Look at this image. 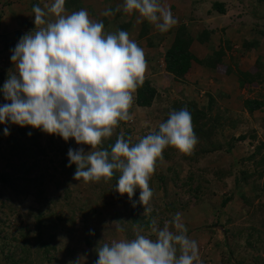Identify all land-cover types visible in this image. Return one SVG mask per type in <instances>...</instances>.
<instances>
[{
  "label": "rangeland",
  "instance_id": "374dc122",
  "mask_svg": "<svg viewBox=\"0 0 264 264\" xmlns=\"http://www.w3.org/2000/svg\"><path fill=\"white\" fill-rule=\"evenodd\" d=\"M76 1L72 0V9L66 8L68 13L84 9L90 19L103 22L105 31L123 29L144 50V81L157 90L149 108L136 107L133 98L132 120L121 122L110 138L102 140L101 147L121 134L135 144L150 131H158L179 102L206 109L211 95L216 104L210 115L217 116L219 123L212 138L223 148L197 156L205 144L197 136L191 154L166 148L149 180L152 212L143 215V206L131 211L127 195L116 192L113 181L73 179L75 165L67 166V151L83 147L87 152L88 146L28 126L0 125V175L5 180L0 181V264H69L78 256L86 257L82 264H95L96 249L104 243L131 240L137 232L156 239L153 220L157 229L169 222V230L176 232L170 222L177 212L188 237L197 242V264H264V172L258 176L262 168L252 158L257 147L264 153V70L259 83L238 82L239 71L248 73L254 68L258 72L264 67V1L161 0L177 20L172 29L182 24L194 38L202 31L212 32L203 43L193 41L191 53L209 65L215 53L224 50L221 63L231 70L226 73L222 68L220 72L194 63L181 82L164 72L161 58L174 32L164 36L138 14L123 12V0ZM213 3L223 4L225 14H217ZM50 4L51 0H0V35L11 39L16 31L21 37L34 31L33 6L47 11ZM117 7L120 12L102 15ZM47 18L54 19L51 14ZM3 46L0 40L1 87L15 72ZM246 99L258 100L263 106L250 113L244 105ZM4 102L0 95V104ZM20 129L26 133L18 134ZM240 136L244 139L239 140ZM224 197L230 201L222 207ZM145 222L149 226L140 227ZM256 231H261L260 241ZM39 235L47 251L39 244Z\"/></svg>",
  "mask_w": 264,
  "mask_h": 264
},
{
  "label": "clouds",
  "instance_id": "9594fccd",
  "mask_svg": "<svg viewBox=\"0 0 264 264\" xmlns=\"http://www.w3.org/2000/svg\"><path fill=\"white\" fill-rule=\"evenodd\" d=\"M65 4L66 0H51L47 11L33 6L36 28L11 50L15 72L0 87L6 101L0 104V125L28 126L88 146L87 152L83 147L67 151V166L75 165L73 179L107 182L118 171L115 191L131 201L139 190L143 215L149 214L153 197L149 180L163 151L171 147L191 154L198 142L191 114L186 108L172 110L158 131H150L137 143L121 134L110 151L102 148V140L133 118L134 94L147 71L145 53L126 31L107 32L103 22L90 19L86 10L68 13ZM120 11V7L106 9L102 15ZM122 11L138 14L160 33L177 24L161 0H123ZM3 134L9 135L7 127ZM168 223L157 229L153 220L154 240L137 232L134 239L102 244L96 249L95 264H197L198 245L188 237L181 214L175 213L170 222L176 232ZM85 259L78 256L69 264Z\"/></svg>",
  "mask_w": 264,
  "mask_h": 264
},
{
  "label": "trees",
  "instance_id": "16d2710c",
  "mask_svg": "<svg viewBox=\"0 0 264 264\" xmlns=\"http://www.w3.org/2000/svg\"><path fill=\"white\" fill-rule=\"evenodd\" d=\"M256 1L257 3H262L264 0H256ZM71 3H73L72 0H66L65 8L72 9ZM6 7H7V3L2 5V8H6ZM212 8L219 15H224L226 12L224 5L221 3H213ZM123 28H125V26ZM172 32H174L172 40L170 41L168 47L164 48V50L162 51L163 70L167 75L171 76L177 82L178 81L181 82L182 80H185L190 75V72L192 70V63H196L198 65H203V66L208 65L207 61L199 60L195 55H193L190 51V47L193 41H197L198 43H203L204 41H207V39L209 38V35H211L212 32L208 30L202 31V33H200L194 38L193 36L189 34V32L186 29V26L181 24L177 26L175 29L171 28L168 32L163 33V34L164 36L171 35ZM13 34L14 35L11 39L2 38V36L0 35V40L3 42V45H4L3 49L7 50V52H9L10 55H11V50L14 49L15 45L21 38L20 32L16 31ZM220 50L221 49H219L215 53L214 55L215 59L212 61L210 60L208 62L210 66L208 65L207 68L219 70L220 72H221V69L224 68V72L227 73L231 70L230 68H227L221 63L222 61L221 59H223V56H224V50L222 51ZM262 70H264V67H262L261 71H258V72H255L256 69L254 68L253 70L248 71V73L239 71L238 72V75H239L238 82H241L242 84L243 83L245 84L259 83L260 79L258 77L261 75ZM1 82H2V75H0V87H1ZM156 95H157L156 88L153 87L152 84H150L148 81H144L143 84L140 85L135 92L134 104L138 108H142V109L149 108L154 102ZM180 103L181 102H179L178 106L173 107V110L178 111L181 108H186L191 114V118H192L191 122H192L194 134L199 138L200 141L205 142L204 146H201L199 151L196 152V155L198 156L200 154L206 155V154L213 153V152H220L221 149L223 148L222 145L219 142L213 140L212 138L214 131L219 127V123L217 120L218 117L217 116L214 117L210 115L212 106L216 104L214 98L211 95L208 96L206 109L198 108L196 104L193 102L192 103H181V104ZM244 105L247 111L252 113L258 110L260 107H262L263 103L258 100L246 99L244 101ZM167 118H168V115L166 116V120ZM24 133H26L24 129H20L18 131V134L20 135ZM243 139H244V136L239 137V140H243ZM115 141L116 139H109V142L104 147V149H108L110 151V148L115 143ZM69 144L71 143H68L67 147L70 146ZM227 146L228 148H226L225 150L226 152L231 149V143L228 144ZM261 147L263 148V145H261ZM261 151L262 149L257 147L252 154V158L255 160V162H257V165L260 168H262L261 171L258 172L259 177H261L264 172V153H261ZM194 159L195 158H191L189 160H194ZM119 175L120 173L117 174L114 172L113 177L111 179V181H113L114 184H116V181ZM174 177L175 179L177 178L176 176ZM3 180L4 179L2 175H0V181L2 182ZM198 187L199 186L194 187L195 189L193 190L195 191L198 190L199 189ZM138 197H139V190L137 191V194L134 193L131 201L128 198V204L131 207L132 212L135 211V208H138V209L142 208V205L139 204ZM229 201H230V197H224L223 200L221 201V206L224 207ZM133 202H135V207H133ZM166 210L172 211V209H169V208H167ZM134 223L139 224L138 220H134ZM149 224L150 223L145 222V223H142L140 227H143V226L148 227ZM250 230L252 231V229ZM225 232L227 231H224V233ZM256 234H257L256 239L260 241L262 237L261 231H256ZM38 242L39 244H41V246L43 245L45 247V241L41 239L40 235H39ZM44 251H47L46 247Z\"/></svg>",
  "mask_w": 264,
  "mask_h": 264
},
{
  "label": "crops",
  "instance_id": "0c3cea01",
  "mask_svg": "<svg viewBox=\"0 0 264 264\" xmlns=\"http://www.w3.org/2000/svg\"><path fill=\"white\" fill-rule=\"evenodd\" d=\"M8 14H9V13H8ZM9 15H10V14H9ZM166 48H167V47H166ZM193 55H194V54H193ZM161 58H162V55H161ZM194 65H195V64H194V63H192V67H193V68H194Z\"/></svg>",
  "mask_w": 264,
  "mask_h": 264
}]
</instances>
